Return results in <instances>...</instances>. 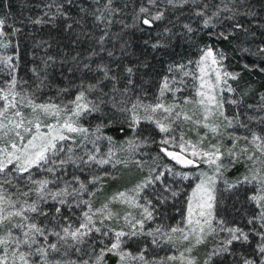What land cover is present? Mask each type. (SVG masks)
<instances>
[{
  "label": "snow or ice",
  "instance_id": "snow-or-ice-1",
  "mask_svg": "<svg viewBox=\"0 0 264 264\" xmlns=\"http://www.w3.org/2000/svg\"><path fill=\"white\" fill-rule=\"evenodd\" d=\"M36 8L17 19L0 0V264H264V94L249 103L243 80L264 75V0ZM149 52L168 57L155 91ZM130 165L135 184L101 200L109 169Z\"/></svg>",
  "mask_w": 264,
  "mask_h": 264
},
{
  "label": "rangeland",
  "instance_id": "rangeland-1",
  "mask_svg": "<svg viewBox=\"0 0 264 264\" xmlns=\"http://www.w3.org/2000/svg\"><path fill=\"white\" fill-rule=\"evenodd\" d=\"M196 51V49H195ZM191 58H196V54H193ZM21 60L22 63L24 62L23 56L21 54ZM254 72H244L243 73V80L247 82L250 85L249 89V97H248V102L249 103H255V99L251 97V93H255L257 96L259 95L258 92L261 90V84H258V78L256 76L253 77ZM260 85V86H259ZM195 106L189 105L188 106V111L189 114H192V111L194 110ZM226 111L231 114L235 109L231 105H226L225 106ZM199 113L197 112V116H194L193 118L196 119L198 118ZM116 126L117 129H111V127ZM119 125H110L106 130V134L110 135L113 137L115 141L118 143H121L125 140L126 136L128 135L127 130L125 132L119 131ZM196 129L190 126L189 124L185 123L183 125V133L185 135L186 139H192L193 141L197 139L196 136ZM200 132H203L204 129H200ZM239 132H243V129H238ZM157 140H159V136H157ZM241 144L244 143L243 140L240 141ZM169 150L173 151H179V146L178 143L177 145H170ZM145 151H150L153 156H156L158 148L156 145H153L150 149H145ZM163 156V154H161ZM160 163L162 164H169V165H174V162L171 161L167 157H163L162 160H160ZM176 170H182L180 165H175ZM242 170V169H241ZM109 171L112 173V175L106 177L104 181L102 182V188L99 193V197L101 200L104 199L105 196H110L118 191H124L128 188H131L141 173L132 165L129 166V168H124L122 166H117V168L109 169ZM195 171V170H193ZM185 184H188L189 182H184ZM187 193L190 195L191 194V188L186 189ZM185 199V197L182 195L180 197V200ZM227 207L229 212L231 213L232 210V204L231 201H227ZM181 205L179 203L176 204L175 207H168L167 210L173 211L172 214H167L165 213L166 217H174L175 219H169L166 220V223L174 224L176 220H178L179 217V211ZM134 247V246H133ZM164 252H161L160 255H164Z\"/></svg>",
  "mask_w": 264,
  "mask_h": 264
},
{
  "label": "trees",
  "instance_id": "trees-1",
  "mask_svg": "<svg viewBox=\"0 0 264 264\" xmlns=\"http://www.w3.org/2000/svg\"><path fill=\"white\" fill-rule=\"evenodd\" d=\"M10 3V11L14 17L17 19H23L28 17L29 15H35L37 12L36 5L39 3V0H9ZM257 8H259V5H257ZM19 26V25H18ZM33 29L30 25L25 23L23 25V32L25 33L24 38L21 39V49L20 52L23 56L24 62L28 61L29 59V45L31 44V40L27 37V34L32 32ZM137 55L141 54V50L139 48L136 49ZM177 52L181 53V55L191 57L193 54H196L195 49L188 50L187 48H177ZM147 60L150 62V68L147 71V74L144 75V80L148 81L152 85V91L156 90L157 83L159 80V77L164 72V61L168 59L166 55L156 53H148ZM229 55L232 56V53L229 52ZM155 57V58H153ZM243 63L241 60H233L231 67L233 69H238L240 65ZM145 71L142 69V72ZM256 76L258 78V84H261V90L258 92V94H264V75L259 74L257 72L253 73V77ZM260 86V85H259ZM111 129H117L116 126L111 127ZM233 202L231 201V204ZM167 214H172L173 211L167 210Z\"/></svg>",
  "mask_w": 264,
  "mask_h": 264
}]
</instances>
